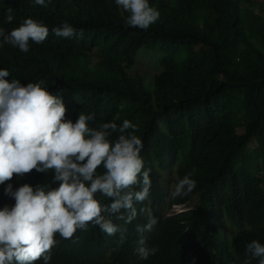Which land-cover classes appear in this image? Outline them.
<instances>
[{
	"label": "trees",
	"instance_id": "trees-1",
	"mask_svg": "<svg viewBox=\"0 0 264 264\" xmlns=\"http://www.w3.org/2000/svg\"><path fill=\"white\" fill-rule=\"evenodd\" d=\"M46 3L0 0L6 33L27 18L49 28L46 41L30 42L27 53L0 46L6 79L25 86L45 81L50 93L62 95L73 122L83 112L93 116L90 127L125 119L138 124L141 156L151 169L150 196L135 204L137 218L125 224L110 217L126 229L123 240L92 225L72 240L57 235L50 264H258L246 245L254 239L264 244V0H149L160 17L146 31L127 26L115 0ZM9 6L14 19L6 23ZM65 21L76 36L52 33ZM140 50L154 54L160 68L152 89L131 70ZM190 173L197 187L173 199L163 179L172 175L174 189ZM51 180V173L33 171L11 183L14 189L56 187ZM4 187L0 209L15 203ZM194 198L196 207L167 216L172 206ZM141 208L157 219L151 231H137L147 223ZM140 239L158 249L147 260L136 251Z\"/></svg>",
	"mask_w": 264,
	"mask_h": 264
},
{
	"label": "clouds",
	"instance_id": "clouds-1",
	"mask_svg": "<svg viewBox=\"0 0 264 264\" xmlns=\"http://www.w3.org/2000/svg\"><path fill=\"white\" fill-rule=\"evenodd\" d=\"M34 3L48 6L46 0ZM115 4L127 13L125 22L132 28L146 31L160 17L149 0H115ZM13 19L9 6L5 22ZM51 31L63 38L77 35L66 21ZM79 35H83L82 30ZM48 36L47 26L27 18L10 32L0 29V46L8 44L27 53L30 42L39 45ZM7 77L9 70L0 69V185L5 186L4 195L15 203L0 209V264H36L41 260L50 264L59 243L57 235L72 240L78 230L86 231L89 225L98 226L108 236L119 233L123 240L126 229L110 217L131 224L138 215L135 204L147 200L151 190V169H145L143 142L136 135L138 124L125 119L119 125L106 122L98 128L90 127L93 116L83 112L73 122L67 118L62 95L50 93L45 81L25 86ZM33 171L51 173V184L56 187L25 183L14 189V178L22 179ZM191 175L176 181L173 199L187 196L197 187ZM98 194L110 202L101 203ZM170 210L167 216L184 212ZM140 212L147 216V223L138 225L137 231H151L157 219L150 208H141ZM139 244L136 251L143 260L158 251L145 247L144 239ZM246 252L258 264H264V244L254 239L246 245Z\"/></svg>",
	"mask_w": 264,
	"mask_h": 264
},
{
	"label": "rangeland",
	"instance_id": "rangeland-1",
	"mask_svg": "<svg viewBox=\"0 0 264 264\" xmlns=\"http://www.w3.org/2000/svg\"><path fill=\"white\" fill-rule=\"evenodd\" d=\"M79 54V53H78ZM159 66L157 64V60L154 54L140 50L135 59V63L132 67V72L137 73L138 77L141 78L145 88L152 89L153 88V79L152 77L159 72ZM173 177L172 175H168L163 179L164 189L169 194L173 191ZM197 204V198H194L190 204L180 206V208H171L170 213L184 211L188 208H194ZM226 225L229 231H232V224L229 220H226Z\"/></svg>",
	"mask_w": 264,
	"mask_h": 264
},
{
	"label": "built area",
	"instance_id": "built-area-1",
	"mask_svg": "<svg viewBox=\"0 0 264 264\" xmlns=\"http://www.w3.org/2000/svg\"><path fill=\"white\" fill-rule=\"evenodd\" d=\"M248 1H251V2H253V1H259V0H248Z\"/></svg>",
	"mask_w": 264,
	"mask_h": 264
}]
</instances>
